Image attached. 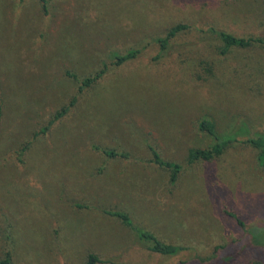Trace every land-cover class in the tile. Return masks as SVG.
Listing matches in <instances>:
<instances>
[{
    "label": "rangeland",
    "instance_id": "obj_1",
    "mask_svg": "<svg viewBox=\"0 0 264 264\" xmlns=\"http://www.w3.org/2000/svg\"><path fill=\"white\" fill-rule=\"evenodd\" d=\"M264 2V0H261ZM253 0H0V258L14 264H209L245 226L264 223V165L234 142L213 160L187 161L220 135L264 131V46L235 49L219 77L184 85L166 73L116 65L111 54L164 36L178 23L247 34L264 16ZM177 39L173 44H181ZM105 73L81 93L70 76ZM75 103L35 135L73 96ZM27 142V149L16 151ZM113 149L127 157L107 156ZM181 165L152 162V150ZM106 210L182 250H148ZM214 255H216L214 257ZM240 263L261 264L254 251ZM206 262V263H204ZM214 264V262H212Z\"/></svg>",
    "mask_w": 264,
    "mask_h": 264
},
{
    "label": "trees",
    "instance_id": "obj_2",
    "mask_svg": "<svg viewBox=\"0 0 264 264\" xmlns=\"http://www.w3.org/2000/svg\"><path fill=\"white\" fill-rule=\"evenodd\" d=\"M41 1L44 9L47 0ZM261 2V0H253ZM257 5V12L264 16V2ZM181 39V44L172 43ZM158 43L157 50H153L151 42L140 47L128 48L125 52L115 51L111 54L114 63L121 65L131 63L135 67L144 68L149 71L166 73L173 76L184 85H199L215 80L223 70V61L235 49H248L252 47L262 48L264 46V25L257 24L251 28L247 34H235L222 24H206L200 27L198 24L178 23L171 26L164 36H159L153 40ZM107 65L92 75L78 77L71 74L78 83L77 94L96 82L106 71ZM76 96L56 111L46 125L41 127L35 135L45 133L49 126L57 119L63 117L70 107L75 103ZM200 131L206 132L214 138V142L207 148H194L188 151L187 161H209L218 157L223 150L234 142H243L255 147L258 152V162L264 165V131H253L249 124L243 123L245 127L244 139L237 134L220 135L216 132L214 123L208 118H201L196 123ZM29 142L19 148L16 153L20 160V152L27 149ZM107 156L127 157L125 153H119L113 149H102ZM152 162L158 166L170 170V182L174 183L178 177L181 165L177 162L163 159L159 152L152 150ZM222 212L234 218L241 228V234L237 238L230 240L216 251V258L209 264H229L231 261L240 263L245 261L246 256L254 251L264 254V223L245 226V223L234 213L227 210ZM106 213L118 217L125 225L129 226L137 238L142 241L152 252L164 255H173L182 250L179 245L166 243L160 240L153 232L133 222L129 214L122 210H106ZM264 259V258H263ZM95 254H88L84 264H95L97 261ZM264 264V260H261ZM206 263V262H204ZM0 264H14L12 255L9 251L5 252L0 258ZM66 264V263H63Z\"/></svg>",
    "mask_w": 264,
    "mask_h": 264
}]
</instances>
